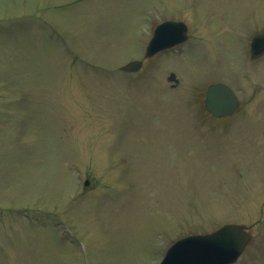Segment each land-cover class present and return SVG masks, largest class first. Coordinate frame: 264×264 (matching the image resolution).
Instances as JSON below:
<instances>
[{
	"label": "rangeland",
	"instance_id": "obj_1",
	"mask_svg": "<svg viewBox=\"0 0 264 264\" xmlns=\"http://www.w3.org/2000/svg\"><path fill=\"white\" fill-rule=\"evenodd\" d=\"M164 17L188 40L122 72ZM263 29L264 0H0V264H157L264 224ZM214 81L243 101L229 124L201 106ZM257 237L239 264H264Z\"/></svg>",
	"mask_w": 264,
	"mask_h": 264
},
{
	"label": "water",
	"instance_id": "obj_2",
	"mask_svg": "<svg viewBox=\"0 0 264 264\" xmlns=\"http://www.w3.org/2000/svg\"><path fill=\"white\" fill-rule=\"evenodd\" d=\"M159 28V33L156 32L146 48V56L186 37V26L181 22H165ZM251 48L254 55L263 53L264 35H256L251 41ZM140 66L141 62L134 60L124 65L122 69L135 71ZM208 89L205 101L215 114L229 112L237 106L234 94L224 85L217 84ZM246 240L241 233V226L237 225H228L223 230L207 236H189L177 241L167 251L162 264H228L238 254Z\"/></svg>",
	"mask_w": 264,
	"mask_h": 264
}]
</instances>
